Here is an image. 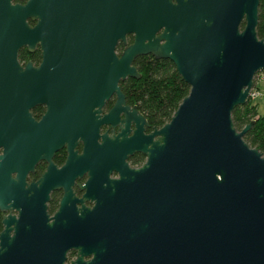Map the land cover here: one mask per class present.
<instances>
[{
	"label": "water",
	"instance_id": "obj_1",
	"mask_svg": "<svg viewBox=\"0 0 264 264\" xmlns=\"http://www.w3.org/2000/svg\"><path fill=\"white\" fill-rule=\"evenodd\" d=\"M36 1L44 7V0ZM51 2L53 29L37 38L43 65L60 66L54 74L76 82V89L92 90L98 106L116 93L115 109L128 111L119 83L139 78L133 63L143 55L170 60L190 86L170 120L130 148L148 157L139 174L164 187L161 228H121L128 231L122 247L110 243L87 249L76 243L79 257L73 264H84L79 258L90 253L95 261L89 264H264V154L244 140L251 125L237 130L231 116L249 100L255 76L264 70V40L256 32L259 0ZM32 8L33 0L16 7L21 26L9 41L5 23L6 66L18 47L33 43L25 22ZM85 25L94 38L89 51L83 46L88 39L80 38ZM74 26L78 31L71 30ZM120 43L123 49L116 55ZM32 81L27 65L0 82L1 211L17 209L20 199L31 201L34 193L47 198L46 190L26 187L23 178L11 176L18 167V146L36 127L28 112ZM12 85L17 100H5L3 89ZM20 215L3 218L0 264H64L69 246L59 236L61 228H22L31 222Z\"/></svg>",
	"mask_w": 264,
	"mask_h": 264
},
{
	"label": "flooded vegetation",
	"instance_id": "obj_2",
	"mask_svg": "<svg viewBox=\"0 0 264 264\" xmlns=\"http://www.w3.org/2000/svg\"><path fill=\"white\" fill-rule=\"evenodd\" d=\"M28 1L0 0V70L9 71V74L0 71V82L2 78L16 77L17 70L25 71L27 65L32 69V105L28 112L36 127L30 131L29 141L18 146V167L11 176L23 178L26 187L33 185L36 190H46L47 198L42 200V193H34L31 201L20 199L17 209L0 210L1 228H4L5 216L19 219L22 212L26 214L24 221L31 222L22 228H61L59 236L69 246L64 264H73L79 257L78 249L74 247L76 243L87 249L110 243L122 247L128 240V231L121 228H161L165 210L164 187L139 174L148 157L142 151H130V148L134 143L141 145L146 137L167 122H152L149 115L125 94L122 84L131 77L119 83L124 94L123 106H127L128 111L118 113L116 93L98 106L99 100L92 96V90L76 89V82L69 84L64 74H54L60 66L43 65L44 50L37 38L53 29L51 0H44V7H38L37 1L33 0L31 16L25 18L34 33L33 43L18 47L14 58L8 59L14 62L6 66L7 57H3L7 52L3 49L7 42L5 23L9 24V41L21 26L16 7L25 6ZM75 16L73 11L72 17ZM81 29L84 32L80 38L88 39L83 46L89 51V40L94 38L86 25ZM71 30L77 29L74 26ZM66 31L67 36L72 34L69 28ZM92 34L96 37L95 31ZM118 46L116 55L123 49L119 50ZM68 85L73 86L72 90ZM13 87L3 89L2 94H7L5 100H17L11 95ZM157 139V136L152 138ZM94 257V253H90L79 259L89 264L95 261Z\"/></svg>",
	"mask_w": 264,
	"mask_h": 264
},
{
	"label": "trees",
	"instance_id": "obj_3",
	"mask_svg": "<svg viewBox=\"0 0 264 264\" xmlns=\"http://www.w3.org/2000/svg\"><path fill=\"white\" fill-rule=\"evenodd\" d=\"M256 32L258 38L264 40V0H259ZM131 41L132 36H129L128 42ZM122 47L120 43L118 49L121 50ZM134 65L139 78H127L122 84V90L149 115L152 122H168L189 93L190 86L181 79L174 64L168 59L143 55L135 59ZM231 116L237 130H242L247 124L251 125L244 140L264 154V114L258 113L257 104L249 99L244 105L235 107Z\"/></svg>",
	"mask_w": 264,
	"mask_h": 264
},
{
	"label": "rangeland",
	"instance_id": "obj_4",
	"mask_svg": "<svg viewBox=\"0 0 264 264\" xmlns=\"http://www.w3.org/2000/svg\"><path fill=\"white\" fill-rule=\"evenodd\" d=\"M249 99L253 104H257L258 113L264 114V71L255 76L252 96Z\"/></svg>",
	"mask_w": 264,
	"mask_h": 264
},
{
	"label": "built area",
	"instance_id": "obj_5",
	"mask_svg": "<svg viewBox=\"0 0 264 264\" xmlns=\"http://www.w3.org/2000/svg\"><path fill=\"white\" fill-rule=\"evenodd\" d=\"M252 90H253V89H252ZM252 90H251L250 96H252Z\"/></svg>",
	"mask_w": 264,
	"mask_h": 264
}]
</instances>
